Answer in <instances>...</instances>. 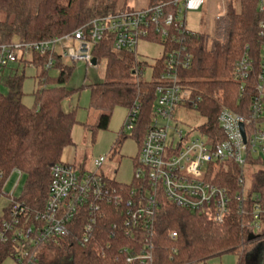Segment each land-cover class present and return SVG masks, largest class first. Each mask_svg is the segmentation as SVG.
<instances>
[{"label":"trees","instance_id":"1","mask_svg":"<svg viewBox=\"0 0 264 264\" xmlns=\"http://www.w3.org/2000/svg\"><path fill=\"white\" fill-rule=\"evenodd\" d=\"M168 1L171 0L150 6ZM262 6L264 0H238V8L229 5L224 39L212 50L206 49L204 36L193 33L188 38L192 62L180 76L196 100L197 112L204 119L206 132L208 130L213 135L219 134L216 118L222 108L242 115L248 112L260 64ZM123 7L120 0H0V44L52 40L87 26L94 19L128 9ZM111 47V41L104 38L92 49L95 64L105 62V80L83 87L89 92V109L97 110L99 115L93 126L86 123L82 126L91 134L105 130L116 107L130 110L137 101L140 108L134 132L140 137L141 147L152 116L164 55L155 62L154 78L149 82L142 80L144 63H139L131 54H114ZM245 55L251 60L253 69L241 93L240 83L233 80V72L235 64ZM47 61L48 57L36 54L19 60V63L38 70L36 78L42 87L32 94L35 101L32 108L21 102L24 76L17 68L9 69L0 83L6 89L0 91V186L11 173L21 172L24 182L17 200L33 210L42 209L48 194L50 169L63 162L65 149L73 146L72 131L79 124L75 108L63 110V103L81 90L65 89L73 66L56 60L50 70H55L57 75L51 77L50 70L44 68ZM239 175L240 169L230 163L227 171L217 172L211 180L225 188L230 199L228 216L220 225L203 214L190 213L168 202L160 206L155 217L153 239L155 264H205L216 256L238 252L237 264H243L244 255L260 241L264 262V224L259 235L250 240V217L239 212L242 190L238 185ZM255 195L264 198V170L260 168L248 178L245 176V210L250 209ZM7 213L8 207H5L0 226ZM116 221L111 215L105 217L98 223L93 241L81 247L78 239L83 220H78V226L68 239L37 249L36 264H125L119 248L128 245L129 241L119 230L114 238L110 235ZM172 232L177 234L175 240L169 237ZM108 244L110 249H107ZM15 253L11 243H0V264L9 257L16 262Z\"/></svg>","mask_w":264,"mask_h":264},{"label":"built area","instance_id":"2","mask_svg":"<svg viewBox=\"0 0 264 264\" xmlns=\"http://www.w3.org/2000/svg\"><path fill=\"white\" fill-rule=\"evenodd\" d=\"M203 4L204 0H171L139 10L128 8L52 40L0 44V81L8 67L34 54L48 57L44 66L47 70L56 60L67 66L78 62L93 65L92 49L104 38L111 41L112 53L131 54L135 59L142 41L164 47L163 71L157 80L152 116L131 183L120 184L104 174L106 159L99 157L92 172L76 170L72 163L52 166L47 198L40 210L9 196L8 213L0 226V243L14 246L17 264H36L37 249L68 239L78 220H83L78 243L81 247L88 245L97 233L98 223L110 215L117 220L112 224L111 238L119 230L129 241L119 248L124 263L155 264L153 239L160 206L168 202L190 213L203 214L216 225L222 224L228 216L230 199L226 189L211 180L217 172L227 171L230 163L240 169L239 212L250 217L251 236L259 235L264 224V198L253 196L250 209L245 210L243 192L245 166L264 170V21L260 22V64L247 114L222 108L216 118L218 135L206 132L203 122L195 136L193 129L174 120L178 107L197 112L196 100L183 85L180 74L192 62L187 42L193 32L187 29L185 16L200 11ZM252 69L247 55L235 64L233 80L240 83L241 93ZM139 108L135 101L125 118L124 131L136 129ZM169 237L175 240L177 234L172 232Z\"/></svg>","mask_w":264,"mask_h":264},{"label":"rangeland","instance_id":"3","mask_svg":"<svg viewBox=\"0 0 264 264\" xmlns=\"http://www.w3.org/2000/svg\"><path fill=\"white\" fill-rule=\"evenodd\" d=\"M163 0H120L121 6L129 9L139 10L150 6L152 3ZM232 5L238 8V0H204V4L198 12H188L185 16L186 27L189 31L200 34L205 38V47L212 50L214 46L224 39L227 27V7ZM123 7V8H124ZM183 17V14L181 15ZM164 55V47L160 43L142 41L137 48L136 59L139 63H144L142 80H153V67L155 62ZM18 73H23L21 91L23 96L21 102L28 108L34 106L33 92L41 89V84L36 78L38 70L31 65L16 63ZM105 62L102 61L96 66L78 62L73 65L70 78L65 84L68 91L81 89L79 94H75L63 103V110L76 109V119L79 122L72 131L73 146L65 149L62 160L72 163L76 170L84 169L86 172L95 170L94 161L99 157H105L103 173L113 177L118 183L128 185L133 178L135 161L140 147V137L136 132L124 131L123 125L128 114L125 107H116L111 114L107 129L91 134L87 128L82 126L86 123L93 126L99 115L94 109H89V92L84 86L102 83L104 77ZM49 75L55 77L57 72L50 70ZM7 76V74L5 75ZM5 78V77H4ZM3 81V80H2ZM0 91L6 89L0 86ZM174 120L180 122L194 130L192 134L198 135L197 127L203 124L204 119L197 112L189 108L178 107L174 111ZM173 126V124H171ZM186 127V129H188ZM172 132L169 133L171 136ZM257 167L245 166V176L256 170ZM24 176L16 172L11 173L0 186V217L4 213V208L9 207V196L18 199L22 192ZM13 194V195H12ZM262 242H256L244 255L243 264H264L262 260ZM258 250L255 262L251 263L248 254ZM240 256L238 253H226L210 259L205 264H237ZM1 264H17L12 258H6Z\"/></svg>","mask_w":264,"mask_h":264},{"label":"crops","instance_id":"4","mask_svg":"<svg viewBox=\"0 0 264 264\" xmlns=\"http://www.w3.org/2000/svg\"><path fill=\"white\" fill-rule=\"evenodd\" d=\"M11 68H15V64L14 65H11L10 67H8L6 70H5V72H4V74H3V78L5 77V75H6V73L9 71V69H11ZM3 78L1 79V81L3 80ZM1 81H0V83H1ZM63 157V156H62ZM63 161V160H62ZM64 162V161H63ZM64 163H68V162H64ZM104 172V171H103ZM107 174V173H106ZM110 178H112L113 180H115L112 176L110 177ZM116 181V180H115ZM117 182V181H116ZM118 183V182H117ZM121 184V183H120ZM251 253H252V251H251ZM253 255V254H252ZM251 263L252 262H255V254L251 257Z\"/></svg>","mask_w":264,"mask_h":264},{"label":"water","instance_id":"5","mask_svg":"<svg viewBox=\"0 0 264 264\" xmlns=\"http://www.w3.org/2000/svg\"><path fill=\"white\" fill-rule=\"evenodd\" d=\"M92 64L93 65H95V60L93 59L92 60ZM240 130H241V132H242V135H243V127L242 126H240ZM256 237H254V236H251L249 239L250 240H254ZM258 250L256 251V253H255V250L252 252V253H249L248 254V256H247V258H251L254 254H255V257H256V255L258 254ZM253 254V255H252Z\"/></svg>","mask_w":264,"mask_h":264}]
</instances>
